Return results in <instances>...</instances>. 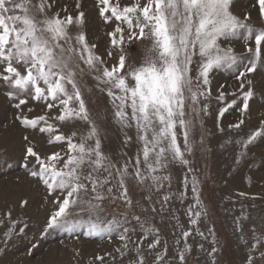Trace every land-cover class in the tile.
Segmentation results:
<instances>
[{
	"label": "snow or ice",
	"instance_id": "obj_1",
	"mask_svg": "<svg viewBox=\"0 0 264 264\" xmlns=\"http://www.w3.org/2000/svg\"><path fill=\"white\" fill-rule=\"evenodd\" d=\"M97 2L99 16L113 25L107 33L110 45L121 53L111 66L105 57L112 59L114 52L106 51L101 56L94 51L97 45L89 44L82 30V11L75 17H61L59 11L49 15L55 0L52 4L48 0H0V86L10 99H18L16 109L27 105L29 99L45 102V115H17L16 119L53 137L49 145H61L60 150L46 156L32 146L26 149L35 164L29 175L43 184L53 208L45 228H61L69 235L82 231L85 236L109 240L115 234L121 241L115 252L121 261L130 256V264H149V256L151 264H189L188 257L196 249L203 254V264H218L214 227L207 228V234L200 228L207 210L201 205V181L190 158L203 149L204 140H193L192 133L197 117L207 114L208 105L201 101L211 95L210 76L215 71L235 69L238 85L230 93L235 98L219 109V116L236 105L237 99L242 114L250 111L252 75L258 65L264 66V24L253 25L250 14H235L233 0H130L123 6L119 0ZM256 4L264 20V0H256ZM76 7L80 8L79 0ZM73 27L79 29L75 34L71 32ZM145 38L152 44L142 64L126 67L123 45ZM240 39L244 47L237 53L231 45ZM85 76L95 82L96 90L108 96L112 118L125 131L124 144H138L133 157L123 153L121 159L114 160L104 153L100 129L84 98L86 91H92L85 84ZM224 87L216 97L219 102L228 95ZM53 109L57 110L51 117L55 121L64 126L83 122L88 129L53 136L57 130L48 123ZM244 123L240 119L229 128L240 129ZM129 129L135 130L134 137L127 135ZM258 137H264V121L246 139L235 141L241 147L236 163ZM177 165L187 174L182 181L184 190L174 192L171 168ZM189 175L193 203L185 211L188 226L173 215L174 238L169 244L167 238L162 240L155 218H165L173 199L184 203ZM132 188L142 193L140 198L132 196ZM26 204L22 201L21 207ZM6 215L11 218V212ZM18 223L11 221L12 227L4 234L5 243ZM235 223L241 233L239 239L248 245L240 221ZM24 231V227L18 228L19 233ZM249 231L254 242L248 247L245 264H264V234H257L254 224ZM196 237L211 247L206 248ZM105 255L115 262L112 253ZM95 259L100 264L105 262V256ZM197 264H201L200 258Z\"/></svg>",
	"mask_w": 264,
	"mask_h": 264
},
{
	"label": "rangeland",
	"instance_id": "obj_2",
	"mask_svg": "<svg viewBox=\"0 0 264 264\" xmlns=\"http://www.w3.org/2000/svg\"><path fill=\"white\" fill-rule=\"evenodd\" d=\"M38 3L39 0H33ZM50 4L53 0H48ZM117 0H111L116 3ZM130 0H119L121 6ZM146 0H141L145 3ZM80 8L77 9V0H55L49 11L52 15L59 11L61 17L71 14L77 16L79 11L85 14L83 31L86 33L89 44H96L95 52L104 56L106 51H113L114 57L110 60L105 57L109 66L116 63L121 54L118 49L110 45L107 33L113 28L110 23H105L98 14L97 0H79ZM67 6V12L64 11ZM258 4L256 0H233V12L241 17L250 14L251 23L259 26L264 20L258 15ZM78 27L71 28L75 34ZM101 40V41H100ZM105 41V42H104ZM95 42V43H94ZM150 39H138L126 42L123 45V55L126 57V67L140 66L145 59L147 50L151 47ZM232 47L237 53L243 51L242 39L233 41ZM192 65L196 73V64ZM235 69H221L211 74V95L201 104L208 105L207 114H201L196 119V127L192 133V139L199 141L203 137L202 150L194 152L190 158L192 167L201 181L199 192L202 207L206 208L207 216L202 219L200 228L207 234V228L214 227L215 238L218 242L217 261L218 264H245L248 247L254 241L249 231L251 225L256 226L257 234H264V137H258L247 148V155L236 163L241 147L235 143L238 139H246L247 135L260 127L264 121V66L258 65V70L252 75L254 96L250 100V111L241 113V102L237 99L236 105L230 107L221 117L219 109L227 107L235 97L230 93L238 87L234 78ZM85 84L92 89L85 92L86 104L97 121L102 140V149L105 154L114 160L122 158L123 153L133 157L137 151L138 144L132 142L127 146L124 144L125 131L113 120V109L106 94L95 88V82L91 77L85 76ZM225 86L223 91L228 94L224 102L217 101L216 97ZM5 88L0 86V264H100L96 256H105L104 264H130V256H125L121 261L115 249L121 245V241L115 237L109 240L107 237H88L83 232L69 235L64 229L56 228L49 230L45 228L46 217L53 210L50 197H48L42 183L29 175V171L35 167L34 160L28 157L26 149L32 146L42 156L51 154L61 149L60 144L49 145L52 139L47 133L41 134L38 130L23 126L17 119V115L34 118L46 114L45 102L29 99L27 105L16 109L14 104L18 99H10L5 94ZM33 109L31 112L28 109ZM57 114L53 109L49 115L48 123L56 128L55 134H71L84 132L88 125L76 122L64 126L52 119ZM244 119L245 123L240 129L229 128V125ZM220 128L224 131L221 132ZM127 135L135 136V130H126ZM28 137V140L24 138ZM228 141H232L229 143ZM182 144V138H181ZM63 154V153H62ZM25 165H28L26 168ZM172 191H182V181L187 174L182 166H173ZM167 191V189H165ZM132 196L140 198L142 193L137 188H132ZM243 194V195H241ZM27 201L26 206L21 207V202ZM193 203L191 192V176L189 175V186L187 199L184 203L173 199L171 205L165 212V218H155V224L161 230V238H167L169 244L173 240L175 220L172 216L179 218L180 223L187 224L185 211L189 204ZM11 212V218L6 215ZM247 216V219H243ZM239 220L243 228V235L248 240L245 245L239 239L241 235L236 229L235 221ZM11 221H18L16 229L11 234V239L5 243V233L12 227ZM19 227H24L23 234L18 232ZM77 235L79 238H77ZM211 239V237H209ZM206 248L211 245L207 241ZM191 242V241H190ZM112 253L116 257L115 262L111 257L105 255ZM259 261L258 252L254 253ZM200 258L203 264V254L196 249L188 257L189 264H197ZM151 264L152 256L148 257Z\"/></svg>",
	"mask_w": 264,
	"mask_h": 264
},
{
	"label": "bare ground",
	"instance_id": "obj_3",
	"mask_svg": "<svg viewBox=\"0 0 264 264\" xmlns=\"http://www.w3.org/2000/svg\"><path fill=\"white\" fill-rule=\"evenodd\" d=\"M107 24V23H106ZM101 41V40H100ZM105 42V41H104ZM95 43V42H94Z\"/></svg>",
	"mask_w": 264,
	"mask_h": 264
}]
</instances>
